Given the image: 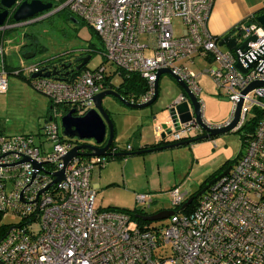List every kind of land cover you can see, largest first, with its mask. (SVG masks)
Wrapping results in <instances>:
<instances>
[{"label": "built area", "instance_id": "2783aa9c", "mask_svg": "<svg viewBox=\"0 0 264 264\" xmlns=\"http://www.w3.org/2000/svg\"><path fill=\"white\" fill-rule=\"evenodd\" d=\"M43 1L52 2L53 7L59 4L57 9H67L93 27L103 43L105 62L116 65L117 74L137 73L146 80L148 90L128 101L149 102L158 71L168 68L197 98L202 91L199 75L215 80L233 104L224 125L232 120L242 99L234 131L246 124L250 111L254 117L255 110H260L261 118L245 151L202 194L193 212L173 210L167 225L142 229L128 211L95 207L97 187L91 175L110 156L78 155L67 164L64 179L51 185L54 173L64 167V156L84 143L73 141L63 128L60 131L59 108L74 109L76 116L94 108V96L113 84L112 77L108 78L111 70L102 63L74 78H31L43 68L39 64L24 67L33 86L50 99L51 119L42 128L39 143L34 135L0 133V213L22 220L0 239V264H264V85L243 94L252 83L264 82V27L257 21L239 23L229 34L237 39L239 49L222 51L219 42L224 36L213 35L208 27L215 0ZM174 18L182 20L180 35L175 32ZM4 53L1 44L0 93L9 87ZM196 57L217 65L196 74L191 69ZM184 100L182 92L170 106ZM200 109L207 126L223 125L207 123L201 102ZM164 124L154 128L159 142L176 143L206 133L195 119L182 123L168 117ZM126 151H132V146ZM170 196L173 207L183 205L187 198L177 187L170 190ZM136 200L145 208L153 203L148 194H137Z\"/></svg>", "mask_w": 264, "mask_h": 264}, {"label": "rangeland", "instance_id": "374dc122", "mask_svg": "<svg viewBox=\"0 0 264 264\" xmlns=\"http://www.w3.org/2000/svg\"><path fill=\"white\" fill-rule=\"evenodd\" d=\"M58 7L59 4L55 3L52 9L21 22L15 21L13 17L8 18L4 29H0V45L5 44L6 47L7 40H12L10 46L13 47L24 42L38 47V52L27 59L15 50H11L17 63L16 69L22 70V74L27 78H30V74L23 70L24 67L40 62L44 66L46 59L59 56H70V59H74V55L86 47L92 38L88 24L72 21L67 14L68 10L57 9ZM173 25L176 34L180 35L183 28L182 20L174 18ZM94 42L98 48L102 47L98 41L94 40ZM220 49L228 50L225 45L220 46ZM22 53L24 55L33 54L31 46H25ZM102 63H105L108 71L111 70L113 84L118 86L123 81V76L114 73L117 66L105 62L102 54H93L86 66L95 68ZM216 65V63L213 64L201 57H196L195 64L191 65V69L198 74L204 69ZM7 78L10 90L8 93H0V133L34 135L36 142L39 143L42 128L51 114V101L30 82L14 72H9ZM198 83L202 89L198 98L202 103L206 122L211 125H221L228 121L233 104L226 97V92L220 90L215 80L207 74H200ZM179 87L173 77L163 74L159 83L157 99L148 107L141 109L129 108L113 96L105 97L103 106L108 110L113 121L114 144H117L120 149H125L129 142L134 143L133 139H136L138 133L139 136L140 133H143L146 137L157 141L154 128L157 124H164L168 120V106L174 101ZM58 112L57 123L62 132V116L60 114L65 112V107L61 106ZM253 114L254 111L248 113V120L253 117ZM248 134L246 129L233 130L179 147L109 159L106 166L96 167L91 175L92 184L94 182L100 184L96 194L95 207L102 210L108 207L117 209L145 208L138 204L136 195L148 194L153 203L149 208H145L147 212L155 213L157 211L158 213L163 210H173L170 190L177 187L182 193L189 196L226 164L232 166L235 159L245 151L246 143L243 137ZM167 140L170 141L169 136ZM73 141H75L74 138ZM20 222L22 220L18 215L2 213L0 216V239L5 230ZM168 223L169 218H165L150 221L147 225L151 228H159ZM34 227L38 229L39 226L35 224Z\"/></svg>", "mask_w": 264, "mask_h": 264}, {"label": "water", "instance_id": "95a60500", "mask_svg": "<svg viewBox=\"0 0 264 264\" xmlns=\"http://www.w3.org/2000/svg\"><path fill=\"white\" fill-rule=\"evenodd\" d=\"M17 1L18 0H0V4L4 8V10L0 12V28H3L5 26L7 19L9 18V9H11L13 6L15 7V9L12 14V17L17 22L25 21L46 10H50L53 8L52 2H44L43 0H23L19 5L15 6ZM256 21L261 26L264 27V7L258 12ZM250 39L252 40L255 39V36H252ZM246 43L247 42H244L243 46H246ZM236 44H237V39L231 35L224 36L219 42L220 46L225 45L229 50H233V51L239 49V47H237ZM34 55L35 54H26L24 58L26 59L31 58ZM90 59H91V55H87L82 58H77V62L80 63L74 67V70L77 71L80 70L83 66L88 64ZM68 67L69 66H65V68ZM237 67H239L243 72L247 71V69L243 68L240 65V63L237 64ZM69 73L70 71L65 72L64 77L68 76ZM58 74L59 71H57L56 68H52L51 70H47V71L45 69H42L39 72L32 74L31 78H36L39 76L51 77ZM163 74H168L171 77H173L178 83V85L181 87L183 92L186 94V100L177 103L171 107L170 105L174 102L173 101L168 106L169 117L173 119L174 122L180 121L182 123H187L195 119L198 123L202 125V127L206 131L204 135L197 137V140L208 139L217 134L226 133L228 131L234 130V128L236 127L239 121L241 105L243 101L242 99L238 103L234 116L228 124L225 125L223 124L222 126L219 127L216 126L209 127L204 123L203 118L201 116L200 101L198 100L197 96L194 93H192L191 90L188 88V86L178 76L174 75L170 69L168 68L161 69L157 73V79L154 85V89H155L154 96L149 102L132 103L128 101L122 94H120L115 89H106L94 96L93 98L94 108L90 109L84 115L76 116L74 114L75 110L71 109L65 115L62 116L61 123H62L63 133L66 136L70 138L76 137L80 140H93L94 143H82L73 147L68 152V154L63 158L64 167L60 171L54 173L55 179L52 181L51 185L60 182L61 180L64 179L65 168L67 164L74 157L78 155L84 154L88 156H110L113 158L126 157L130 155H140L151 151L179 147L182 145H187L192 143L193 140L189 139L176 143L166 142L167 144L165 145H159L156 147L146 148L143 150H137L133 152H113L111 150V145L114 141V125L108 113V110L103 106L104 98L107 96H113L117 98L120 102H122L125 106L132 109H141L148 107L149 105L154 103L158 97L159 80ZM262 85H264V82H254L243 91V94H246L248 91H250L256 86H262ZM165 126L166 125L163 124V127ZM169 132L170 129L167 128V133ZM107 133H108V138L106 144L101 145L106 139ZM162 137L164 138L165 134H163ZM80 150H84V153H82ZM230 169L231 167H228L222 173L217 175L214 179L209 181L206 184V186L198 193V195H202L214 182H216L218 179L226 175L230 171ZM191 201L192 198L186 201L183 204L182 208L184 209L185 207H187ZM173 213L174 211L172 210H163L154 215L146 216L144 220H148V221L161 220L168 218Z\"/></svg>", "mask_w": 264, "mask_h": 264}, {"label": "trees", "instance_id": "16d2710c", "mask_svg": "<svg viewBox=\"0 0 264 264\" xmlns=\"http://www.w3.org/2000/svg\"><path fill=\"white\" fill-rule=\"evenodd\" d=\"M67 14H68L69 18L76 23L84 22L80 18H78L77 16H74L73 14H71L69 11L67 12ZM256 17H257V15L253 14L251 17L242 21L241 23L255 22ZM89 27L91 30L92 38L89 40L86 47L80 49L78 51V53L74 55V59H70V56H68V57L59 56L58 58H56V57L49 58V59H46V61H45L46 63L44 64V66H42V62H40L41 64L39 63L41 65V67L43 69H45L46 71L49 70V68H56L57 71H59V74L54 76L56 78L64 77L65 72H63V70L66 69L65 66H69L68 68H70V73H69L68 77H71V78L78 76L79 74H81V72L83 70L87 69L88 67L85 65L78 71L74 70V67L77 66L76 65L77 58H82V57H85L87 55H91V58H92L93 54H95V53H100L102 55L104 53V46H103V43H102L100 37L98 36L96 31L93 29V27H91V26H89ZM234 29H235V27L230 29L226 35L231 34L234 31ZM217 37H221V36H217ZM94 40L98 41L102 45V47L98 48L97 44L94 42ZM25 46H29V47L31 46V51L35 54L38 52V47L36 48L34 46V44L25 43L23 47H25ZM118 71L119 70H117V69L115 70L116 73ZM14 73L17 74L22 79H25L32 84L31 78L25 77L21 71L17 70ZM120 73H121V76H123V81L118 86H116L114 84H112V86L109 85L110 86L109 88L115 89L120 94H122L126 99L129 100L130 96H134V97L138 98L148 90V84H147L146 80H144L139 74H137V73H126V72H122V71ZM108 78H111V75L108 76ZM50 108H52V105L50 106ZM65 110L68 111V108L66 107ZM255 113H256V115L254 117H252L250 120H248L246 122V124L240 130H237V131H241L242 129H246V131L249 132V134L246 137L245 136L243 137L245 143L247 142L248 138H250L254 134L256 127L260 121V118H261L260 110H255ZM191 139L193 140L192 143L200 141V140H197V138H191ZM186 140H189V139H186ZM114 143H115V141H113L112 149L116 151L117 147H115ZM165 144H167L165 141H160L157 144L149 146V148L156 147L159 145H165ZM144 149H146V148H144ZM140 150H143V149H140ZM116 152H124V151H116ZM125 152H133V151H125ZM112 158L113 157H110L109 159H112ZM118 158H124V157H118ZM227 167H228V165L226 164L224 167H222V169L217 171L215 174L211 175L201 185V187L197 191H195L194 193H192L189 196L187 195L186 201H188L189 199L192 198V201L190 202V204L187 207H185L183 209L182 208L183 205H180L178 207H173V210L182 211V212L187 213V214L193 212L196 209V207L198 206L200 199L202 197V195H198V193L206 186V184L209 181L214 179L217 175H219ZM106 209H117V208L108 207ZM122 210L128 211L132 217V220H134L138 224V226L142 229L148 228L149 226L147 224L150 223V221L144 220V218L146 216L154 215L157 213V211L155 213H150V212H147L145 210V208H139V207H134L133 209H122ZM1 215H2V213L0 214V216ZM7 231H8V229L2 233L1 238L7 233Z\"/></svg>", "mask_w": 264, "mask_h": 264}, {"label": "crops", "instance_id": "0c3cea01", "mask_svg": "<svg viewBox=\"0 0 264 264\" xmlns=\"http://www.w3.org/2000/svg\"><path fill=\"white\" fill-rule=\"evenodd\" d=\"M263 6H264V0H215L214 5L212 7L211 15L209 18V22H208L209 30L211 31L213 35L223 37L228 33L230 29L234 28L242 21L248 19L253 14L257 15L258 12L263 8ZM0 29L3 30L4 28H0ZM6 43H7L6 47H5V44L3 45L5 48V53L3 56V63L7 71V74H9V72L17 71L15 67L17 63L14 60L13 54H11V50L12 49L13 51L15 50L16 52L19 53V55H23V58H24L26 54L24 55L22 52H23V48H24L23 46L25 42L17 44L15 47L10 46L12 43V40H7ZM18 62H20V60H18ZM159 83H160V80H159ZM8 84H9V80H8ZM9 90H10V84L8 87V91ZM8 91L6 93H8ZM182 92L183 90L181 89V87H179L177 91V95L174 98V101L177 99V97ZM133 140H134L133 144H131L130 142L128 144L132 146V151L149 148V146L157 144L159 142L158 140L153 141L151 138L146 137L145 134L143 133L142 134L140 133V136L138 133V136L136 137V139L134 138ZM115 147H117L116 151L125 152L127 149V147L125 149H120L117 146V144H115ZM93 185L97 187V191H98V189L100 188V184L97 182H94Z\"/></svg>", "mask_w": 264, "mask_h": 264}, {"label": "flooded vegetation", "instance_id": "af4514ba", "mask_svg": "<svg viewBox=\"0 0 264 264\" xmlns=\"http://www.w3.org/2000/svg\"><path fill=\"white\" fill-rule=\"evenodd\" d=\"M14 9H15V7L13 6L11 9H9V18H11L12 17V14H13V12H14ZM4 10V8L1 6V4H0V12L1 11H3ZM80 62H77L76 63V65H78ZM67 71H70V68H66L65 70H63V72H67ZM108 89H110V88H108ZM74 139L77 141V140H79L78 138H76V137H74ZM79 141H81V142H84V143H94V141L93 140H91V141H85V140H79ZM106 141H107V139H105L104 140V142L101 144V145H105L106 144ZM112 145H113V143H112ZM112 145H111V150H113L112 149ZM228 167H231V166H228ZM227 167V168H228ZM227 168H225L224 170H226ZM223 170V171H224ZM222 171V172H223ZM221 172V173H222Z\"/></svg>", "mask_w": 264, "mask_h": 264}]
</instances>
